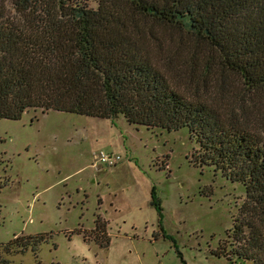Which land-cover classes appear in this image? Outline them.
<instances>
[{
	"label": "trees",
	"instance_id": "16d2710c",
	"mask_svg": "<svg viewBox=\"0 0 264 264\" xmlns=\"http://www.w3.org/2000/svg\"><path fill=\"white\" fill-rule=\"evenodd\" d=\"M96 3L0 0V120L40 109L122 116L169 132L187 128L198 144L191 163L213 167L245 190L215 254L264 264V136L243 119L248 100L227 115L200 93L231 74L250 101L264 97V0ZM154 205L162 211L158 199ZM96 225L103 234L104 222ZM47 239L15 237L5 249L34 250Z\"/></svg>",
	"mask_w": 264,
	"mask_h": 264
},
{
	"label": "rangeland",
	"instance_id": "374dc122",
	"mask_svg": "<svg viewBox=\"0 0 264 264\" xmlns=\"http://www.w3.org/2000/svg\"><path fill=\"white\" fill-rule=\"evenodd\" d=\"M222 82L200 93L227 115L248 100L243 119L264 136V97L250 101L234 75ZM197 150L185 127L147 129L122 116L29 109L20 120L1 119L0 264H251L215 254L245 190L191 163ZM99 152L120 159L96 168ZM37 235L48 239L34 250L5 249L15 237Z\"/></svg>",
	"mask_w": 264,
	"mask_h": 264
},
{
	"label": "built area",
	"instance_id": "2783aa9c",
	"mask_svg": "<svg viewBox=\"0 0 264 264\" xmlns=\"http://www.w3.org/2000/svg\"><path fill=\"white\" fill-rule=\"evenodd\" d=\"M120 159L119 156H114L112 154H105L104 152H99L96 156V161H97V165L96 168L98 167V165L101 166H108V167H112L115 165V162L118 161Z\"/></svg>",
	"mask_w": 264,
	"mask_h": 264
}]
</instances>
